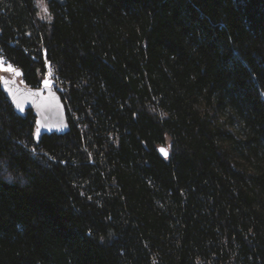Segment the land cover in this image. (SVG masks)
Listing matches in <instances>:
<instances>
[{
    "label": "trees",
    "instance_id": "16d2710c",
    "mask_svg": "<svg viewBox=\"0 0 264 264\" xmlns=\"http://www.w3.org/2000/svg\"><path fill=\"white\" fill-rule=\"evenodd\" d=\"M0 0V264H264V0ZM159 145L169 148L162 156Z\"/></svg>",
    "mask_w": 264,
    "mask_h": 264
},
{
    "label": "water",
    "instance_id": "95a60500",
    "mask_svg": "<svg viewBox=\"0 0 264 264\" xmlns=\"http://www.w3.org/2000/svg\"><path fill=\"white\" fill-rule=\"evenodd\" d=\"M20 76L18 68H14L8 74H0V88L17 112L32 110L35 116L33 133L35 140L42 134L66 131L68 127L66 109L59 91L49 85H26L21 82ZM157 149L162 156H168L167 146L159 145Z\"/></svg>",
    "mask_w": 264,
    "mask_h": 264
},
{
    "label": "rangeland",
    "instance_id": "374dc122",
    "mask_svg": "<svg viewBox=\"0 0 264 264\" xmlns=\"http://www.w3.org/2000/svg\"><path fill=\"white\" fill-rule=\"evenodd\" d=\"M36 5L39 10V15L42 18H48L49 13H48V8H47V0H36ZM45 7L47 11L44 10ZM0 58H2L1 55H0ZM2 60H3V63L0 64V74H8L10 71L5 70V69H7L8 66H11L12 69H14V66H12L10 63L5 61L3 58ZM45 81H47V83H45ZM43 85H49L55 89L61 90L60 85L56 83V80L53 76L52 68L49 65H47L46 72L42 75V78H41V86Z\"/></svg>",
    "mask_w": 264,
    "mask_h": 264
},
{
    "label": "snow or ice",
    "instance_id": "6c2138e0",
    "mask_svg": "<svg viewBox=\"0 0 264 264\" xmlns=\"http://www.w3.org/2000/svg\"><path fill=\"white\" fill-rule=\"evenodd\" d=\"M45 11H47V9H46V7H45V9H44ZM3 63V60H2V58H0V64H2ZM5 70H8V71H11V70H13L12 69V67L11 66H8V68L7 69H5ZM45 83H47V81H45ZM161 151H164V149H161Z\"/></svg>",
    "mask_w": 264,
    "mask_h": 264
}]
</instances>
